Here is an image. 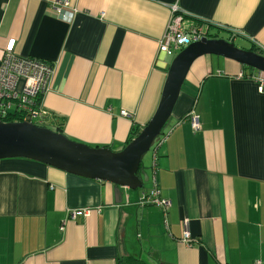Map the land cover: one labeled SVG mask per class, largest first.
<instances>
[{
  "label": "crops",
  "instance_id": "1",
  "mask_svg": "<svg viewBox=\"0 0 264 264\" xmlns=\"http://www.w3.org/2000/svg\"><path fill=\"white\" fill-rule=\"evenodd\" d=\"M68 1L0 0V61L14 40L19 56L53 65L43 106L90 147L121 151L155 115L174 17L264 51V0ZM245 73L221 57L195 63L146 156L148 183L121 188L119 203L109 182L0 161V264H264V92ZM155 186L171 205L168 227L143 201ZM77 211L87 213L70 220Z\"/></svg>",
  "mask_w": 264,
  "mask_h": 264
},
{
  "label": "water",
  "instance_id": "2",
  "mask_svg": "<svg viewBox=\"0 0 264 264\" xmlns=\"http://www.w3.org/2000/svg\"><path fill=\"white\" fill-rule=\"evenodd\" d=\"M206 56L232 60L264 74V55L239 48L235 39L203 38L180 51L172 60L159 107L139 136L121 151L90 147L62 133L27 122L0 120V161L27 159L79 177L109 182L115 186L116 203L121 188L140 190L149 176L143 161L156 149L179 100L183 86L195 63Z\"/></svg>",
  "mask_w": 264,
  "mask_h": 264
},
{
  "label": "built area",
  "instance_id": "3",
  "mask_svg": "<svg viewBox=\"0 0 264 264\" xmlns=\"http://www.w3.org/2000/svg\"><path fill=\"white\" fill-rule=\"evenodd\" d=\"M62 5L69 7L68 0H62ZM59 12L62 11L59 8ZM174 11H177L174 8ZM58 12V11H57ZM206 26V25H205ZM200 26H187L182 16H176L171 20L167 31L160 41L161 51L165 52L171 61L179 51L202 38L208 37L209 29ZM55 67L37 58L22 57L15 52L11 44L0 61V120L5 122L4 116L16 109L22 113L24 122L40 124L41 119L47 116L43 106V97L49 90ZM259 90L264 92V74L259 73L255 77ZM123 112L122 115L127 116ZM193 127H198V119L192 118ZM199 128V127H198ZM163 138L159 141L161 144ZM146 203L159 207L163 210L165 224L168 227L167 217L170 203L161 197V192L155 186L148 193H144ZM87 211H77L70 215V220L84 216ZM184 232L182 241L190 243L191 233L188 222H183Z\"/></svg>",
  "mask_w": 264,
  "mask_h": 264
},
{
  "label": "trees",
  "instance_id": "4",
  "mask_svg": "<svg viewBox=\"0 0 264 264\" xmlns=\"http://www.w3.org/2000/svg\"><path fill=\"white\" fill-rule=\"evenodd\" d=\"M202 25H203L202 27H204L205 23L202 24ZM225 30L230 31L231 29H225ZM230 32H232V31H230ZM220 35L221 34L219 32H216V33H212L211 32L210 33V31H209L208 38H210V39H214V38H220L221 39V38H223V37H220ZM237 37L238 36L235 33H233V32L231 33V37L229 36V38H233L235 40H236ZM183 49H185V47H183L180 51H182ZM250 50H252V51H254V52L258 53V54L264 55V51H262L261 49L250 48ZM243 68H244V71L246 72L245 74H243V77L245 76L247 78H253L255 75H259V73L257 71H255V70H253L252 68H249V67H243ZM44 110L47 113V116L43 117L41 119V123L37 124V126L41 127V128L51 129V130H54L56 132H59V133H62V134L65 135V120L66 119L63 118V117H59L58 115H56L54 113H49L45 108H44ZM23 116H24V114L22 115L21 112L16 111V109H14V111H12L7 116H4L2 118H5L4 120L7 123H9V122H24ZM52 128H55V129H52ZM141 131H142V128L139 125L134 124L132 126V128H131V133H130L129 139H128L127 143L125 144V146H127L133 139H135L137 136H139ZM162 138H164V135L162 136ZM125 146H124V148H125ZM96 148H110V147L104 146V147H96ZM151 190H149V191H151ZM148 192H145V194L148 193ZM161 197H162V194H161ZM143 201H144V203L147 206L156 207L154 205L146 203V200H143ZM157 208H159V207H157ZM131 262H132V260H130L129 263H131Z\"/></svg>",
  "mask_w": 264,
  "mask_h": 264
},
{
  "label": "rangeland",
  "instance_id": "5",
  "mask_svg": "<svg viewBox=\"0 0 264 264\" xmlns=\"http://www.w3.org/2000/svg\"><path fill=\"white\" fill-rule=\"evenodd\" d=\"M220 37H223V38H225V39H230L227 35H225V34H221L220 35ZM235 44L239 47V48H248V46L247 45H245L244 43H242L241 41H235ZM213 57H216V56H213ZM3 59V58H2ZM2 59H1V61H2ZM12 111H14V109H12ZM168 128V127H167ZM167 128H166V130H167ZM165 130V131H166ZM152 152V151H151ZM151 152H149V154H148V156L147 157H149V155H151ZM147 157L144 159V161H143V164L147 167V166H150L151 165V163H149V161H148V159H147ZM149 168V167H148Z\"/></svg>",
  "mask_w": 264,
  "mask_h": 264
},
{
  "label": "bare ground",
  "instance_id": "6",
  "mask_svg": "<svg viewBox=\"0 0 264 264\" xmlns=\"http://www.w3.org/2000/svg\"><path fill=\"white\" fill-rule=\"evenodd\" d=\"M206 25H207V24H206ZM207 26H208V25H207ZM207 26H206V27H207ZM207 28L209 29V26H208ZM202 39H203V38H202ZM202 39H201V40H202ZM201 40H200V41H201ZM198 42H199V41H198ZM11 44H13V48H14V50H15V41H14V40H11V41L8 43V45H7V47L5 48V50H7V48H8ZM15 52H16V50H15ZM5 53H6V51H5ZM4 56H5V54L3 55V57H4ZM40 60H41V59H40ZM258 73H259V72H258ZM256 76H258V75H255L252 79L255 80V77H256ZM255 81H256V80H255Z\"/></svg>",
  "mask_w": 264,
  "mask_h": 264
}]
</instances>
